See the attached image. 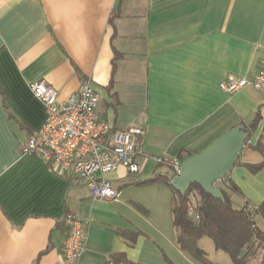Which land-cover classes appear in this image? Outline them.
Returning <instances> with one entry per match:
<instances>
[{
	"label": "crops",
	"instance_id": "0c3cea01",
	"mask_svg": "<svg viewBox=\"0 0 264 264\" xmlns=\"http://www.w3.org/2000/svg\"><path fill=\"white\" fill-rule=\"evenodd\" d=\"M263 66L264 0H0V264H60L68 214L90 222L78 264H111L121 253L139 264H194L176 243L172 189L164 180L140 183L175 175L156 157L182 163L260 114L255 145L264 92L227 94L219 85L229 74L252 79ZM39 81L61 102L89 81L113 130L145 129L141 171L122 166L106 176L118 198L94 200L83 183L22 155L47 118L30 90ZM243 150L226 182L240 189L241 208L258 207L264 169L252 174L245 165L264 159ZM142 189L160 200L141 214ZM127 230L142 236L131 244L121 235Z\"/></svg>",
	"mask_w": 264,
	"mask_h": 264
},
{
	"label": "built area",
	"instance_id": "2783aa9c",
	"mask_svg": "<svg viewBox=\"0 0 264 264\" xmlns=\"http://www.w3.org/2000/svg\"><path fill=\"white\" fill-rule=\"evenodd\" d=\"M219 88L227 94H235L245 88L264 92V66L254 73L252 79L229 74ZM30 90L44 105L47 118L41 130L22 145V155L40 158L59 174L83 183L94 200L118 198L119 193L106 176L122 166L131 174L141 171L138 159L145 155V129L113 130L100 118L98 107L101 99L89 81L82 84L77 94L63 102L59 101L58 91L44 81L31 83ZM155 161L171 168L174 176L179 175L180 160L156 157ZM244 212L256 229L257 207L246 203ZM188 216L196 224L201 220L194 194L188 204ZM66 221L68 233L60 264H78L87 250L90 222L73 214H68ZM260 264H264V253Z\"/></svg>",
	"mask_w": 264,
	"mask_h": 264
},
{
	"label": "trees",
	"instance_id": "16d2710c",
	"mask_svg": "<svg viewBox=\"0 0 264 264\" xmlns=\"http://www.w3.org/2000/svg\"><path fill=\"white\" fill-rule=\"evenodd\" d=\"M119 55L116 54V58ZM111 88V87H110ZM116 97V94H113ZM258 114L245 131L249 133V139L245 145L253 151L264 156V131L255 145H251L250 137L257 131L260 121ZM245 167L252 173L257 174L264 169V160L259 164H247ZM172 176H156L151 180L141 182L140 185H152L162 180L170 186L174 198L171 207L173 225L177 232L176 243L180 250L200 264H212L205 250L200 247V241L204 238L210 239L218 251L228 254L233 264H249L251 257L259 252L264 253V229H254L244 212V207L235 208L228 198L227 190L239 193L240 189L231 181L226 182V176L221 181L224 188L221 189L224 201L215 199L204 192L198 184L191 185L185 195H181L170 184ZM192 194L198 202V210L201 220L198 224L188 216V204ZM140 209V206L137 205ZM142 212H146L143 210ZM257 214L264 222V202L257 207ZM65 224H68L65 218ZM121 235L131 244L136 243L141 232L124 231ZM111 264H139L128 259L126 254H115L111 257Z\"/></svg>",
	"mask_w": 264,
	"mask_h": 264
},
{
	"label": "water",
	"instance_id": "95a60500",
	"mask_svg": "<svg viewBox=\"0 0 264 264\" xmlns=\"http://www.w3.org/2000/svg\"><path fill=\"white\" fill-rule=\"evenodd\" d=\"M248 139L243 125L229 130L202 154L185 159L179 175L172 177L171 186L185 195L191 185L198 184L208 195L224 201L221 189L215 185L232 171Z\"/></svg>",
	"mask_w": 264,
	"mask_h": 264
},
{
	"label": "rangeland",
	"instance_id": "374dc122",
	"mask_svg": "<svg viewBox=\"0 0 264 264\" xmlns=\"http://www.w3.org/2000/svg\"><path fill=\"white\" fill-rule=\"evenodd\" d=\"M246 149H244L242 152H244ZM251 156L255 157V158H259V160H263L264 157L258 153H250L248 152V158H251ZM251 161V160H249ZM216 188H224V185L221 181L217 182L215 185ZM142 188H146V187H142ZM146 190V189H142L140 190V204H138L140 206V209L145 210L146 213L150 210L148 208V206H150L152 209H154L153 207H155L157 205V201L158 199L160 200V195H156L153 191ZM227 195L228 198L231 200L233 206L235 208H241L243 201L242 198L240 197L239 193H235L232 190H227ZM147 204L148 206H145V204ZM142 211L141 214H142ZM154 211V210H153ZM257 225L258 227H260L261 229H264V222L263 220L258 216L257 218ZM200 247H202L205 251H207L209 253V257L211 260L216 261L218 260L219 257L223 258V259H227L230 260V257L221 252V251H217L214 247V243L208 239V238H204L201 242H200ZM261 252H259L257 255H255L254 257H252V259H250L249 264H260V258H261ZM194 264H200L196 261H194Z\"/></svg>",
	"mask_w": 264,
	"mask_h": 264
}]
</instances>
